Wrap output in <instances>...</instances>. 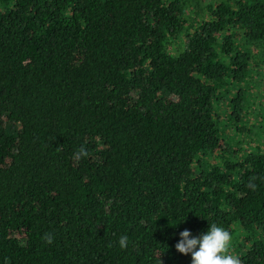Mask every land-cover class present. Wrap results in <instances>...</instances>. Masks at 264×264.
Here are the masks:
<instances>
[{
    "label": "trees",
    "instance_id": "obj_1",
    "mask_svg": "<svg viewBox=\"0 0 264 264\" xmlns=\"http://www.w3.org/2000/svg\"><path fill=\"white\" fill-rule=\"evenodd\" d=\"M260 73L264 0H0V264H264Z\"/></svg>",
    "mask_w": 264,
    "mask_h": 264
},
{
    "label": "clouds",
    "instance_id": "obj_2",
    "mask_svg": "<svg viewBox=\"0 0 264 264\" xmlns=\"http://www.w3.org/2000/svg\"><path fill=\"white\" fill-rule=\"evenodd\" d=\"M88 152L83 146L74 157L78 160L87 157ZM250 187H255L250 184ZM179 242L175 248L181 254H191L192 264H242V261L235 255L229 253V243L232 236L228 230L215 223L210 224L207 231L200 236L191 237L188 230L180 232ZM46 243L51 244L53 237L46 233L43 237ZM128 237L121 235L118 243L121 249L127 247Z\"/></svg>",
    "mask_w": 264,
    "mask_h": 264
},
{
    "label": "rangeland",
    "instance_id": "obj_3",
    "mask_svg": "<svg viewBox=\"0 0 264 264\" xmlns=\"http://www.w3.org/2000/svg\"><path fill=\"white\" fill-rule=\"evenodd\" d=\"M254 73V70L251 72V75ZM259 76H256L248 81V84L250 86L249 89H247L251 97L247 94L246 98L247 101L250 98V106L248 107V111L245 113V120L243 121V124L245 127H250L252 121L258 122L257 118L261 116L263 117L262 123H261V129L264 131V74L260 73ZM238 87V86H237ZM215 109H219L220 114H223L224 108L223 105L217 106ZM259 119V118H258ZM253 138L255 140L261 141V136H257ZM231 139V138H230ZM264 139V138H263ZM230 143V142H229ZM243 144V143H242ZM260 144H263V140L260 142ZM252 143L249 145L243 144L240 145V147H243L245 149H252Z\"/></svg>",
    "mask_w": 264,
    "mask_h": 264
}]
</instances>
